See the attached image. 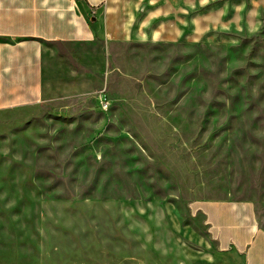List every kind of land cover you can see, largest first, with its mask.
Wrapping results in <instances>:
<instances>
[{"label": "rangeland", "instance_id": "374dc122", "mask_svg": "<svg viewBox=\"0 0 264 264\" xmlns=\"http://www.w3.org/2000/svg\"><path fill=\"white\" fill-rule=\"evenodd\" d=\"M108 5L130 39L50 46L48 99L0 111V264H220L194 202L264 228V0Z\"/></svg>", "mask_w": 264, "mask_h": 264}, {"label": "crops", "instance_id": "0c3cea01", "mask_svg": "<svg viewBox=\"0 0 264 264\" xmlns=\"http://www.w3.org/2000/svg\"><path fill=\"white\" fill-rule=\"evenodd\" d=\"M108 1L0 0V111L48 99V61L63 64L59 56L49 55L50 46L80 45L84 53L70 58L88 62L103 59L104 46L131 38L135 16ZM193 204L207 224L220 264H264V228L252 201ZM217 259L215 255L209 264Z\"/></svg>", "mask_w": 264, "mask_h": 264}]
</instances>
